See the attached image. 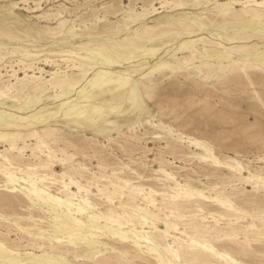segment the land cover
<instances>
[{
    "label": "rangeland",
    "instance_id": "obj_1",
    "mask_svg": "<svg viewBox=\"0 0 264 264\" xmlns=\"http://www.w3.org/2000/svg\"><path fill=\"white\" fill-rule=\"evenodd\" d=\"M7 85L0 264H264V0H0Z\"/></svg>",
    "mask_w": 264,
    "mask_h": 264
},
{
    "label": "bare ground",
    "instance_id": "obj_2",
    "mask_svg": "<svg viewBox=\"0 0 264 264\" xmlns=\"http://www.w3.org/2000/svg\"><path fill=\"white\" fill-rule=\"evenodd\" d=\"M25 2V1H24ZM253 4V3H252ZM255 4V3H254ZM263 4V3H262ZM258 5V4H257ZM176 7V6H175ZM154 11H155V9H154ZM63 53H67V54H69V55H74L75 53L73 52V51H71V50H66V51H62V53L61 54H63ZM26 56L27 57H29L30 56V54H26ZM88 59V58H87ZM32 79H34V76L33 77H31ZM30 78V79H31ZM23 86V85H22ZM13 87V86H12ZM35 87H36V85H35ZM25 88V86L24 87H22V89H24ZM9 89H11V86H9V85H7L6 87H5V90H4V92L3 91H0V98L2 99V97H4L5 96V91L7 90V91H9ZM61 92V91H60ZM11 98H13L15 101L17 100L18 101V97L17 98H15L14 96L13 97H11ZM12 107L13 108H17V109H19V107L18 106H16V105H12ZM22 120H24V121H27L28 120V118H23ZM29 121V120H28Z\"/></svg>",
    "mask_w": 264,
    "mask_h": 264
}]
</instances>
